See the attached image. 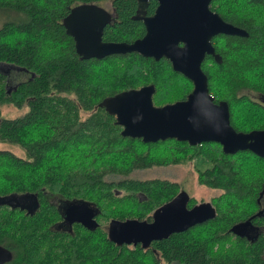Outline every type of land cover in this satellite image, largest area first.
<instances>
[{
	"label": "trees",
	"instance_id": "1",
	"mask_svg": "<svg viewBox=\"0 0 264 264\" xmlns=\"http://www.w3.org/2000/svg\"><path fill=\"white\" fill-rule=\"evenodd\" d=\"M104 1L113 18L103 29V41L141 38L143 26L133 20L135 0H0V67L26 74L9 88L0 68V106H27L22 116L0 121V141L20 146L27 156L0 151V199L35 197L31 214L0 204V247L10 253L4 264H264V212L251 218L264 194V158L248 151L223 155L210 142L190 147L175 140L143 144L120 137V128L102 106L106 98L152 85V104L160 107L184 100L191 84L163 59L154 62L131 53L80 60L62 21L76 4ZM210 8L247 37H215L218 60L205 57L201 64L208 94L214 103L226 102L236 132L262 130L264 0H212ZM197 158L207 165L197 171V184L219 191L210 202L212 220L145 249L108 241L110 220L149 222L178 187L158 179L109 183L106 176L122 178L136 169ZM52 199L89 205L98 227H60L63 217ZM192 205L189 199L187 207ZM246 222L255 238L231 232Z\"/></svg>",
	"mask_w": 264,
	"mask_h": 264
},
{
	"label": "water",
	"instance_id": "2",
	"mask_svg": "<svg viewBox=\"0 0 264 264\" xmlns=\"http://www.w3.org/2000/svg\"><path fill=\"white\" fill-rule=\"evenodd\" d=\"M133 20H141L144 34L130 43L103 42L102 32L110 21L109 13L95 3L77 4L62 21L64 33L71 38L80 60H100L112 55L135 53L154 62L165 59L174 73L182 75L192 86L184 100L156 107L152 104L154 87L142 86L116 93L102 102L113 117L122 138L139 139L143 144L175 140L194 147L215 143L223 155L248 151L264 158V129L236 132L229 124L226 102L213 103L208 94L207 79L200 66L206 56L218 60L211 39L217 35L247 37V33L229 23L209 8L211 0H156L151 17H143L147 0H135ZM12 67V66H9ZM20 70V69H18ZM35 197H9L0 204L23 210L25 203L34 208ZM189 199L176 194L154 210L150 221L137 219L110 220L107 239L116 246L147 248L152 242L168 238L201 225L215 217L209 203L187 207ZM259 210L251 218L259 216ZM89 205L65 202L63 224H78L86 230L98 227ZM233 234L255 238L249 222L231 229ZM10 260V253L0 247V264Z\"/></svg>",
	"mask_w": 264,
	"mask_h": 264
},
{
	"label": "rangeland",
	"instance_id": "3",
	"mask_svg": "<svg viewBox=\"0 0 264 264\" xmlns=\"http://www.w3.org/2000/svg\"><path fill=\"white\" fill-rule=\"evenodd\" d=\"M97 5L102 7L108 13H111V6L108 1L98 2ZM2 19L0 17V25ZM0 67L2 72L7 76V85L14 87L18 82L26 79V74L21 72L15 67L3 66ZM7 86V87H8ZM250 98L256 101H260L257 95L243 92ZM27 111V106L22 104L17 107L11 103H4L0 106V121L2 120H13L22 116ZM86 114H81V118H84ZM0 151L8 152L17 158L25 159L26 152L20 146L10 143L7 141H0ZM203 159L197 158L192 161H186L179 165H166V166H154L144 169H136L129 173L127 176L120 177V175H109L105 177V180L109 183H116L121 179H132V180H165L168 182L175 183L178 187V194H184L188 199L192 200L194 205L201 203H209L211 199L219 195V191L208 189L197 184V171L203 170L207 165L202 161ZM117 190V189H113ZM119 195L123 192L117 190ZM63 202V201H61ZM264 255V254H263ZM264 259V258H263Z\"/></svg>",
	"mask_w": 264,
	"mask_h": 264
},
{
	"label": "flooded vegetation",
	"instance_id": "4",
	"mask_svg": "<svg viewBox=\"0 0 264 264\" xmlns=\"http://www.w3.org/2000/svg\"><path fill=\"white\" fill-rule=\"evenodd\" d=\"M212 1V0H211ZM211 1H210V3H211ZM104 2H106V1H104ZM210 3H209V8H210ZM95 4H97V3H95ZM135 4H136V1H135ZM156 4H157V2H156V0H147V4H146V6H145V8H144V13H143V17H151V15L153 14V12H154V9H155V7H156ZM77 5V4H76ZM150 7V9H151V11L150 12H148L147 11V8H149ZM211 9V8H210ZM212 10V9H211ZM212 11H214V12H216L217 13V11H215V10H212ZM135 12H136V5H135V10H134V14L133 15H135ZM218 14V13H217ZM109 15H110V20L113 18V15H112V9H111V13H109ZM219 15V14H218ZM136 21V20H135ZM113 22V21H112ZM136 22H139V23H141V25H142V21L141 20H137ZM109 23H110V21H109ZM108 23V24H109ZM143 26V25H142ZM143 30H144V28H143ZM143 34H144V31H143ZM143 36V35H142ZM141 36V37H142ZM219 35H217V36H215V37H218ZM215 37H213L212 39H211V45L213 46V40L215 39ZM101 39H102V37H101ZM103 41V40H102ZM103 42H106V41H103ZM206 57H209V56H206ZM205 59V58H204ZM161 60V59H160ZM163 60H165V59H163ZM165 61H167V60H165ZM204 61V60H203ZM167 63L169 64V66H170V63L167 61ZM203 63V62H202ZM201 63V64H202ZM171 68V67H170ZM200 68H201V66H200ZM172 71V70H171ZM173 72V71H172ZM176 74H178V73H176ZM178 75H180V74H178ZM181 77H182V75H180ZM183 79H185L184 77H182ZM186 80V79H185ZM187 82H189L188 80H186ZM190 83V82H189ZM191 88H192V86H191ZM191 91V90H190ZM189 91V92H190ZM188 94V93H187ZM210 95V94H209ZM211 96V95H210ZM212 97V96H211ZM213 98V97H212ZM179 101V100H178ZM176 102V101H175ZM220 102V101H219ZM214 103V102H213ZM218 103V102H217ZM228 107V106H227ZM52 202L54 203V205H58V207H60V211H61V215H62V217H63V211H64V207H65V202H61V200H58V199H52ZM27 203L28 202H26L25 203V206H24V208H23V210L27 213V212H29L32 208H30V207H28L27 206ZM258 205H259V209L260 210H262L263 212H264V194L261 196V198H260V201H259V203H258ZM62 217H61V219H62ZM61 221H63V219L61 220ZM62 224H61V226L60 227H65V225L63 224V222H61ZM73 225V224H72Z\"/></svg>",
	"mask_w": 264,
	"mask_h": 264
}]
</instances>
